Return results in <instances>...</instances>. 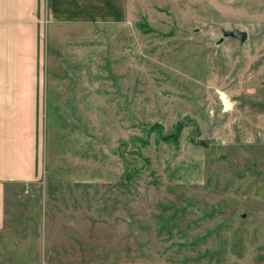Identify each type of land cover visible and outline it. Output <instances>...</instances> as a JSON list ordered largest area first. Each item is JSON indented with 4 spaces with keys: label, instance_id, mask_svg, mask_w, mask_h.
<instances>
[{
    "label": "rangeland",
    "instance_id": "rangeland-1",
    "mask_svg": "<svg viewBox=\"0 0 264 264\" xmlns=\"http://www.w3.org/2000/svg\"><path fill=\"white\" fill-rule=\"evenodd\" d=\"M128 1L120 26L41 29L35 56L0 32V138L16 162L25 118L38 161L0 264H264V0Z\"/></svg>",
    "mask_w": 264,
    "mask_h": 264
},
{
    "label": "crops",
    "instance_id": "crops-1",
    "mask_svg": "<svg viewBox=\"0 0 264 264\" xmlns=\"http://www.w3.org/2000/svg\"><path fill=\"white\" fill-rule=\"evenodd\" d=\"M129 9L128 0H0V32L4 29L23 30L30 52L34 55L35 51L36 55L41 29L50 25L120 26L128 23ZM30 90L29 98L24 100L27 103L25 109H29L27 116L31 115L32 103L36 101L37 93L34 92V88ZM24 119L22 126L25 131L19 133L18 139L21 137L24 140L27 150L23 154L16 153L17 157L23 158V165L17 163V157L16 162L11 158L9 140L5 141V137L0 138V228L4 221L6 192L17 184H30L36 179L38 161L34 157L36 149L34 128L28 121L24 124ZM15 122L14 119V125ZM5 145L8 151L3 148ZM209 264L255 263L223 261Z\"/></svg>",
    "mask_w": 264,
    "mask_h": 264
},
{
    "label": "water",
    "instance_id": "water-1",
    "mask_svg": "<svg viewBox=\"0 0 264 264\" xmlns=\"http://www.w3.org/2000/svg\"><path fill=\"white\" fill-rule=\"evenodd\" d=\"M220 36L215 41V44L220 43L224 37L236 38L239 42H243L247 38V32L243 29L232 28V29H221Z\"/></svg>",
    "mask_w": 264,
    "mask_h": 264
}]
</instances>
